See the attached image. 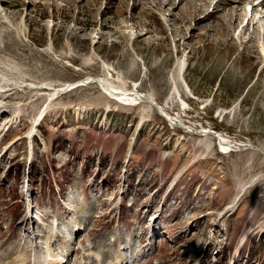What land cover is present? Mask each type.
<instances>
[{
    "label": "rangeland",
    "instance_id": "obj_1",
    "mask_svg": "<svg viewBox=\"0 0 264 264\" xmlns=\"http://www.w3.org/2000/svg\"><path fill=\"white\" fill-rule=\"evenodd\" d=\"M218 2L0 0L5 79L63 89L103 78L155 98L144 113L95 83L0 95V252L14 246L30 264H264V6ZM218 135L245 146L222 151Z\"/></svg>",
    "mask_w": 264,
    "mask_h": 264
},
{
    "label": "bare ground",
    "instance_id": "obj_2",
    "mask_svg": "<svg viewBox=\"0 0 264 264\" xmlns=\"http://www.w3.org/2000/svg\"><path fill=\"white\" fill-rule=\"evenodd\" d=\"M228 1H233L232 3H243V1H245V0H219V2H218V4L219 3H221L222 4V6L225 4V5H227V4H230V3H228ZM259 2L260 3H258V5H261V6H264V0H259ZM189 3V2H188ZM191 4V3H190ZM217 5V4H216ZM249 5H250V2H249ZM219 6V5H218ZM235 7V6H234ZM202 8H203V6H202ZM225 8V7H224ZM231 8V7H230ZM263 8V7H262ZM233 9V8H232ZM225 10V9H224ZM234 10L235 11H237L238 10V8L237 7H235L234 8ZM227 11V10H226ZM228 11H230V10H228ZM233 13V12H232ZM232 13H229V14H227V15H230V14H232ZM209 14V13H208ZM226 15V16H227ZM237 15V14H236ZM235 15V13H233V16H231V18L232 19H234L235 17H237ZM235 16V17H234ZM239 16L240 15H238V18H239ZM211 17V15H206L205 17H204V19L205 20H207V19H209ZM222 18V17H221ZM223 19V18H222ZM224 21H225V19H223ZM240 20V19H239ZM235 22V21H234ZM250 23H252V24H254V20L253 19H251V17H250V22H248V24L247 25H245V27H248V25L250 24ZM255 24H257V22L255 23ZM236 25L233 23L232 24V26H231V30L230 31H234L237 27H235ZM249 30H247V32H248ZM259 32V31H258ZM251 37H249V42H253V41H256L257 40V35L255 34V32H252L251 31ZM235 36V35H234ZM239 37H241V34H240V36ZM238 37V38H239ZM180 67H179V73H182L183 72V70H184V64L182 63V64H180L179 65ZM184 75V74H183ZM6 78V77H5ZM2 75H0V95L1 96H6L7 95V93L8 92H12V91H14V90H16V89H19V88H23V87H27V88H29V89H31V90H37V89H47V90H50L51 92H53V90L55 91V93H58V94H61V93H63L64 94V92H66V91H71L72 89H74L75 87H80V86H84V85H87V84H91V83H95V84H97V85H99V87L101 88V90H102V93H104L105 95L104 96H106V97H109V98H112V99H114L115 101H117V102H121V103H124L125 105H133V104H138V103H141V104H145V107L142 109L143 110V112L144 113H146V111H150V110H152V108H153V106H154V100H155V98H154V96L152 95V94H141V93H138V92H132V91H128L126 88H124V87H120V86H115V85H113V84H111L108 80H106V79H103V78H88V79H86V80H82V81H79V82H77V83H75V84H68L67 86H65L63 89H58V88H56V87H53V86H51L50 84H43V85H37V84H32V83H25V82H12V81H9V80H7V79H5ZM156 102V101H155ZM158 108V107H157ZM165 111V110H164ZM164 111H163V113H164ZM144 115V114H143ZM166 114H164V116H165ZM166 116H168V115H166ZM41 117V118H40ZM39 118H40V120L43 118V115L41 114V116H39ZM169 118V117H168ZM39 120V121H40ZM170 120H174V119H172V118H170ZM173 122V121H172ZM175 123H177V120L175 119ZM174 123V124H175ZM180 123V122H179ZM39 124V123H38ZM173 125V124H172ZM180 125H181V123H180ZM177 126V125H176ZM190 128V127H189ZM189 128H187V131H188V129ZM185 129V128H184ZM186 130V129H185ZM190 131V130H189ZM191 132H193V130H191ZM200 134H203L204 136H205V139L202 141V142H204L203 144L205 145V147L207 148V149H210V138H211V136H208V135H211V134H214V133H211V131H208V130H203L202 131V133H200ZM34 136V134L32 133L31 135H30V137L32 138ZM218 140H219V142H220V145L219 146H221L222 147V151H225V152H231L232 150H237V149H242L245 145H236V144H233L231 141H229L226 137H223V136H221V135H218ZM237 203V201L236 200H234V201H232L231 202V204L229 205V206H227V208L225 209V210H232V209H234L235 207H236V204ZM159 216V215H158ZM30 217H31V219H29V221L30 220H32L33 219V216H31L30 215ZM92 218H93V216H92ZM91 218L89 217V218H84V220L82 221V224H81V226L83 225V227H84V229H86L87 228V222L89 223V222H92L93 223V221H89ZM156 219V218H155ZM94 220V219H93ZM94 225H92L91 227H90V232H88V235H89V233H91L92 232V227H93ZM26 234H27V232H26ZM37 236L38 235H36V238H37ZM43 238H46V240H48L47 239V235H41ZM120 238V237H119ZM49 241V240H48ZM35 244H36V247H38L39 245L37 244V242H35ZM210 244H211V242L208 244V247L210 246ZM41 245H43V244H41ZM0 247H2V244H1V242H0ZM151 248V247H150ZM88 249H90V248H88ZM51 251V248H46V250L45 251ZM20 251V250H19ZM7 252V255L10 253V254H13L12 256H13V258L11 257V258H9V260L10 261H8L7 262V260H8V258H5L6 259V262L7 263H12V264H30L31 262H30V259L27 257V256H23V255H21V254H19V255H17L16 257H15V247L13 246L12 248H7V250L4 252H0V264H4L5 262H3V260H2V255L3 254H5ZM22 252V251H21ZM70 251H64V254H68ZM91 253V252H90ZM52 254V253H51ZM6 255V256H7ZM50 255V254H49ZM90 255V254H89ZM88 255V259H91V256H89ZM131 255L133 256V253H131ZM145 255V253L144 252H140V250L139 251H135V256H136V259H137V257H142V256H144ZM125 258H128V257H125ZM152 257H149L148 259L150 260ZM32 259V258H31ZM32 261V260H31ZM46 261H48L49 262V264H56L55 262H57V264H61V263H59V261H60V259H56V260H53V259H51V255L50 256H48L47 255V257H46V259L43 261V264H45V262ZM146 261H148V260H146ZM145 261V262H146ZM6 263V264H7ZM138 264H143V262H140V263H138Z\"/></svg>",
    "mask_w": 264,
    "mask_h": 264
}]
</instances>
